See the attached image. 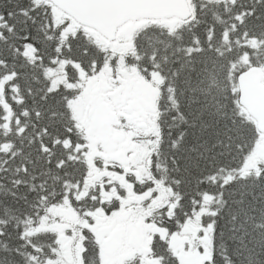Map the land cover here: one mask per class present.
Here are the masks:
<instances>
[{
  "label": "snow or ice",
  "instance_id": "obj_1",
  "mask_svg": "<svg viewBox=\"0 0 264 264\" xmlns=\"http://www.w3.org/2000/svg\"><path fill=\"white\" fill-rule=\"evenodd\" d=\"M0 264H264V0H0Z\"/></svg>",
  "mask_w": 264,
  "mask_h": 264
}]
</instances>
